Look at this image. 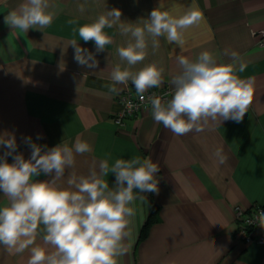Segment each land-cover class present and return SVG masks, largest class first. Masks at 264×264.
Wrapping results in <instances>:
<instances>
[{
	"label": "crops",
	"instance_id": "1",
	"mask_svg": "<svg viewBox=\"0 0 264 264\" xmlns=\"http://www.w3.org/2000/svg\"><path fill=\"white\" fill-rule=\"evenodd\" d=\"M24 2L0 0V134H14L16 151L25 159L31 153L25 137L49 148L59 143L73 147L78 138L86 141L91 151L76 155L74 168L60 181L65 187L69 172L87 176L93 161L106 160L111 167L117 159L150 158L160 167L155 174L158 193L134 190L137 199L129 206L135 215L127 218V250L117 258L118 264H264V244H245L234 236V208L264 206V46L254 35L264 28V0H194L203 20L183 30L182 47L158 37L154 51L147 37L146 59L131 70L150 63L163 68L162 84L156 89L168 88L170 99L171 77L179 71L177 56L194 60L207 50L228 64L235 51L246 65L243 72L237 71L252 92L243 120L210 122L202 132L186 135H175L155 122L151 108L117 125L112 116L121 108L118 95L136 90L130 81L116 85V94L106 85L112 84L109 77L117 64L127 67L116 49L126 46L130 37L121 35L118 26L106 27L113 42L97 53L94 43H85L73 29L112 8L121 10L125 23L141 26L159 4L178 18L193 0H49L48 11L55 12L51 24L27 32L4 23V16ZM73 19L77 23L69 24ZM72 40L93 52L97 68L78 65ZM217 150L225 157L222 164L214 155ZM4 151L0 146V155ZM7 160L11 163L12 157ZM35 179L51 177L41 174ZM103 179L110 189L115 187L113 173ZM7 202L0 193V207ZM152 209L154 221L141 236ZM37 243L43 246L42 237ZM28 257L27 251L13 255L0 245V264H27Z\"/></svg>",
	"mask_w": 264,
	"mask_h": 264
},
{
	"label": "clouds",
	"instance_id": "2",
	"mask_svg": "<svg viewBox=\"0 0 264 264\" xmlns=\"http://www.w3.org/2000/svg\"><path fill=\"white\" fill-rule=\"evenodd\" d=\"M50 7L49 0H25L4 16V23L24 32L42 30L54 18L55 12L48 11ZM162 8V4L153 8L142 26L125 23L121 10L112 8L93 22L73 29L85 43L93 42L97 53L113 42L104 32L106 27L118 26L121 35L130 37L126 46L116 49L127 67L117 64L112 69L109 77L112 84L106 85L109 93H118L116 85H127L130 81L139 99L145 101L144 93L161 86L164 72L154 63L131 70L146 59L147 37H151L154 51L159 48L158 37L182 47L183 30L203 20L194 0L178 18ZM79 10L84 12L85 6L79 5ZM69 44L78 65L97 68L93 52L82 48L76 40ZM230 56L232 62L228 64L219 62L207 50L194 60L177 56L179 71L171 77V99L162 101L155 94L147 98L153 120L175 135L202 132L210 122L218 125L228 120L241 122L251 104L252 92L237 75L246 65L235 51ZM124 103L128 110L135 107L131 101ZM40 138L38 134L37 139ZM24 143L31 149L28 159L16 151L14 134H0V146L6 149L0 155V193L8 201L0 207V245L13 255L27 251V264H118L117 258L127 250L123 244L128 235L127 218L135 215L129 206L137 199L134 190L158 193L155 174L159 165L150 158L117 159L111 167L106 160L93 161L87 176L69 172L65 187L60 181L66 170L74 168L76 155L91 151L90 145L79 138L73 147L59 143L49 148L33 142L31 137H25ZM214 155L221 164L225 162L220 150ZM8 157H12L11 163ZM109 173L115 177L113 189L103 179ZM41 174L51 179H35ZM140 199L149 203L146 196ZM255 222L264 229V211L258 213ZM38 236L42 237L43 246L37 243Z\"/></svg>",
	"mask_w": 264,
	"mask_h": 264
},
{
	"label": "built area",
	"instance_id": "3",
	"mask_svg": "<svg viewBox=\"0 0 264 264\" xmlns=\"http://www.w3.org/2000/svg\"><path fill=\"white\" fill-rule=\"evenodd\" d=\"M254 35L257 36V44L264 46V28L257 30ZM153 94L161 98L162 101L170 100V90L168 88L147 90L144 93L145 101H141L137 93L133 90L127 89L122 92L117 97L121 108L113 114V121L117 125H122L124 118L127 116H139L143 109L151 108V105L147 102V98ZM124 101H131L135 107L132 110H128ZM260 211H264V206L254 205L247 209L242 207L234 208L236 220L235 238L243 241L245 244L251 242L264 244V229H261L255 222V218Z\"/></svg>",
	"mask_w": 264,
	"mask_h": 264
},
{
	"label": "trees",
	"instance_id": "4",
	"mask_svg": "<svg viewBox=\"0 0 264 264\" xmlns=\"http://www.w3.org/2000/svg\"><path fill=\"white\" fill-rule=\"evenodd\" d=\"M154 211L155 210L152 209V212H151L150 216L148 217V219L144 223L143 228H142V232H141L142 233L141 236H144L145 235V233H146L149 225L154 221V213H155Z\"/></svg>",
	"mask_w": 264,
	"mask_h": 264
}]
</instances>
